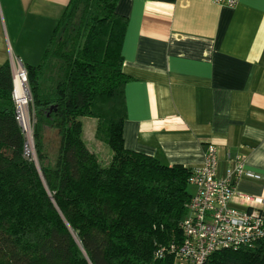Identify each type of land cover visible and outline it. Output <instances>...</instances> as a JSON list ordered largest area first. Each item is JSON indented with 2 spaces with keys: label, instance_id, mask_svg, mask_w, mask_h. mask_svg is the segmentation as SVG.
Returning a JSON list of instances; mask_svg holds the SVG:
<instances>
[{
  "label": "trees",
  "instance_id": "16d2710c",
  "mask_svg": "<svg viewBox=\"0 0 264 264\" xmlns=\"http://www.w3.org/2000/svg\"><path fill=\"white\" fill-rule=\"evenodd\" d=\"M120 1L69 0L40 62L25 67L33 160L15 119L11 66H0V264H175L193 170L124 147L132 79L122 72ZM82 118L97 120L94 139L111 151L104 167ZM207 264H264V239Z\"/></svg>",
  "mask_w": 264,
  "mask_h": 264
},
{
  "label": "crops",
  "instance_id": "0c3cea01",
  "mask_svg": "<svg viewBox=\"0 0 264 264\" xmlns=\"http://www.w3.org/2000/svg\"><path fill=\"white\" fill-rule=\"evenodd\" d=\"M68 2L0 0V66L37 65ZM116 12L127 19L122 72L132 79L125 149L196 170L213 145L219 177L237 160L260 177L236 182L229 206L264 201V0H121Z\"/></svg>",
  "mask_w": 264,
  "mask_h": 264
},
{
  "label": "built area",
  "instance_id": "2783aa9c",
  "mask_svg": "<svg viewBox=\"0 0 264 264\" xmlns=\"http://www.w3.org/2000/svg\"><path fill=\"white\" fill-rule=\"evenodd\" d=\"M227 8L237 6L239 0H209ZM13 81L12 101L15 108V119L26 139L25 134L32 133L30 120L27 126L20 118L15 95V83L24 90L26 102L31 101L27 81V72L20 62L11 64ZM24 144V153L28 150ZM30 146V145H29ZM260 177L248 172L242 161L237 160L224 177L217 175L216 151L209 145L205 153V164L193 170L189 185L194 188L185 207V215L179 223L182 233L181 243L175 248V264H207L209 257L222 250H237L254 246L264 239V211L258 206L264 201L251 197H242L247 210L237 211L229 206L235 197V183L242 179L258 180Z\"/></svg>",
  "mask_w": 264,
  "mask_h": 264
},
{
  "label": "rangeland",
  "instance_id": "374dc122",
  "mask_svg": "<svg viewBox=\"0 0 264 264\" xmlns=\"http://www.w3.org/2000/svg\"><path fill=\"white\" fill-rule=\"evenodd\" d=\"M29 104H30V101L28 102L25 113H26V115L28 114L29 120H30V125H31L32 116H31L30 111H29ZM29 120H28V122L24 121L26 126L29 123ZM81 120H82V124H83L82 126L84 128L85 138L88 140L87 141L88 144L86 142L87 147L90 151H92L93 153H95L97 155V157L99 158V163L104 167L105 165H107L106 163H108L110 160L111 151L106 145H104V144L100 143L98 140L94 139V133H95V127L97 124V120L86 119V118H82ZM25 136H26L25 143H26V140H27V142L30 143L29 144L30 146L28 145L29 151H27V153L25 151V155L30 160H33L34 155H35L34 154V148H33V141L31 144L30 133L25 134ZM46 140L49 141V143L52 145V141L49 138H47ZM188 191L192 194L194 192V188L192 186H189Z\"/></svg>",
  "mask_w": 264,
  "mask_h": 264
},
{
  "label": "bare ground",
  "instance_id": "6f19581e",
  "mask_svg": "<svg viewBox=\"0 0 264 264\" xmlns=\"http://www.w3.org/2000/svg\"><path fill=\"white\" fill-rule=\"evenodd\" d=\"M15 95L17 97V107H18V113L20 118L23 119V122L26 121L28 122V114L26 115V107H27V102L24 94L23 88L20 86L18 82L15 83ZM25 124V122H24ZM26 125V124H25Z\"/></svg>",
  "mask_w": 264,
  "mask_h": 264
}]
</instances>
